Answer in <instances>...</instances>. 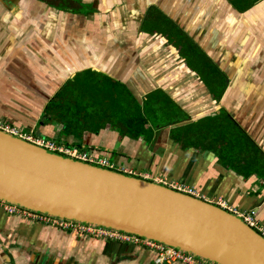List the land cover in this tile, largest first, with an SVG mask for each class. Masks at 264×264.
<instances>
[{"label":"crops","instance_id":"crops-1","mask_svg":"<svg viewBox=\"0 0 264 264\" xmlns=\"http://www.w3.org/2000/svg\"><path fill=\"white\" fill-rule=\"evenodd\" d=\"M151 8L169 17L225 75L219 101L178 53L144 30ZM75 80L114 91L125 85L142 106L149 93L162 90L185 121L149 123L138 138L91 120L64 130L54 99ZM223 109L260 148L255 164L233 168L216 152L184 148L173 137L181 125ZM150 110L164 119L154 102ZM0 121L34 139L106 155L117 172L185 194L176 187L193 189V197L253 213L264 225V0L245 12L228 0H0ZM0 264L156 263L143 248L80 237L0 207Z\"/></svg>","mask_w":264,"mask_h":264},{"label":"water","instance_id":"water-1","mask_svg":"<svg viewBox=\"0 0 264 264\" xmlns=\"http://www.w3.org/2000/svg\"><path fill=\"white\" fill-rule=\"evenodd\" d=\"M0 200L149 238L217 264H264V237L236 214L2 130Z\"/></svg>","mask_w":264,"mask_h":264},{"label":"trees","instance_id":"trees-1","mask_svg":"<svg viewBox=\"0 0 264 264\" xmlns=\"http://www.w3.org/2000/svg\"><path fill=\"white\" fill-rule=\"evenodd\" d=\"M228 1L238 11L245 12L260 0ZM144 30L155 37H160L167 47L181 55L183 59L187 58L186 67L193 72L200 73V79L208 86L215 99L220 100L225 87L218 91L219 89L212 86L210 68L214 65L210 57L195 44L191 37L155 8L150 10L144 22ZM196 58L201 60L202 69L197 68L199 62H196ZM78 81L66 83L54 99V111L58 112V120L64 121V130L75 128L74 121L78 122L79 119L82 123L91 120L111 124L121 132L122 136L138 138L147 134L145 127L149 123L157 127L158 123L163 126L176 125L185 121L182 109L162 90L149 93L142 106L125 85H122L121 90L117 88L114 91V88L104 87L96 81L82 86L78 85ZM151 102L158 106L156 110L160 111L158 114L164 112V119H158V115L150 110ZM80 127L86 128L87 126L80 124ZM178 128L174 129L173 137L184 148L196 147L212 150L217 153L222 163L233 168L241 167V164L247 163L248 160H250L249 163L255 164L261 152L244 130L227 117L224 110L221 115L207 116Z\"/></svg>","mask_w":264,"mask_h":264},{"label":"built area","instance_id":"built-area-1","mask_svg":"<svg viewBox=\"0 0 264 264\" xmlns=\"http://www.w3.org/2000/svg\"><path fill=\"white\" fill-rule=\"evenodd\" d=\"M0 130L29 141L49 151L71 157L80 162L110 170H113L114 168L113 163L108 156H101L99 154L93 153V151L91 150L80 149V147L77 145L68 146L66 144L58 143L54 140L45 138L34 139L31 135L21 133L15 127L3 121H0ZM176 188H178V190L180 191L188 193L191 196H193L195 193L193 189H185L181 187ZM0 207L9 214H18L31 222H39L47 226L56 227L65 232L76 234L80 237L92 236L104 240L122 242L143 248L144 250L153 254L154 262L156 264H217L192 252H188L174 246L166 245L149 238L141 237L128 232H123L117 229L54 216L51 214L24 208L3 200H0ZM221 207L224 210H228L229 208V206H227L223 202L221 203ZM228 212L236 214L237 216L242 218L247 225L253 228L262 237H264V225L260 224L255 219L253 213H237L236 210L231 207Z\"/></svg>","mask_w":264,"mask_h":264},{"label":"flooded vegetation","instance_id":"flooded-vegetation-1","mask_svg":"<svg viewBox=\"0 0 264 264\" xmlns=\"http://www.w3.org/2000/svg\"><path fill=\"white\" fill-rule=\"evenodd\" d=\"M64 2V1H63ZM152 9V8H151ZM150 9V10H151ZM149 13H150V11L148 12V14H147V16H146V19H147V17H148V15H149ZM146 21V20H145ZM163 42V41H162ZM181 56V55H180ZM182 57V56H181ZM183 59V58H182ZM184 60H185V63H186V61H187V58H184ZM196 60H197V58H196ZM196 62H199V63H197V68H199V69H202L203 68V65H202V63H201V60L199 59V60H197ZM210 70H211V72H212V79H211V81H212V86L215 88V89H219L218 91H220V90H223L224 89V87H226V77H225V75L223 74V73H221L218 69H217V67H215V66H213L212 68H210ZM199 72H201L202 73V71L201 70H199ZM197 76L200 78V73H198L197 72ZM201 80V79H200ZM202 81V80H201ZM216 90V91H217ZM213 95V94H212ZM213 98L215 99V97H214V95H213ZM222 98V97H221ZM216 100V99H215ZM217 101H219V100H217ZM224 110V109H223ZM222 110V111H223ZM221 111V112H222ZM225 111V110H224ZM226 112V111H225ZM221 114V113H220ZM226 114H227V116H228V118H230L235 124H237V126H239L238 125V123L230 116V115H228V113L226 112ZM240 127V126H239ZM241 128V127H240ZM242 129V128H241ZM243 130V129H242ZM251 139V138H250ZM254 142V141H253ZM255 143V142H254ZM31 222V221H30ZM32 223H39V222H32ZM39 224H41V223H39ZM54 228H56V227H54ZM57 229H59V228H57ZM59 230H61V229H59ZM63 231V230H62Z\"/></svg>","mask_w":264,"mask_h":264},{"label":"rangeland","instance_id":"rangeland-1","mask_svg":"<svg viewBox=\"0 0 264 264\" xmlns=\"http://www.w3.org/2000/svg\"><path fill=\"white\" fill-rule=\"evenodd\" d=\"M75 119V118H74ZM248 156H249V154H248Z\"/></svg>","mask_w":264,"mask_h":264}]
</instances>
